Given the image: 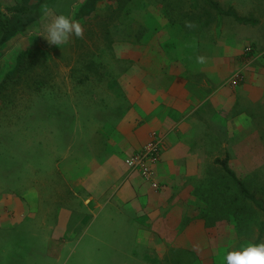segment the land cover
<instances>
[{"label":"rangeland","instance_id":"obj_1","mask_svg":"<svg viewBox=\"0 0 264 264\" xmlns=\"http://www.w3.org/2000/svg\"><path fill=\"white\" fill-rule=\"evenodd\" d=\"M88 1L3 0V8L16 7L7 14L19 13L25 28L0 45V80L20 53L40 48L43 57L0 93V264H226L222 255L256 242L264 211L244 198L214 156H206L200 177L170 186L167 199L156 204L157 215L145 213L144 219L129 210L123 211L126 218H111L110 210L93 217L67 180H85L104 158L110 142L96 123L104 119L96 84L128 66L121 50L143 48L149 21L163 15L173 33L236 32L242 50H255L231 71L242 69L247 80L253 62L264 57V26L251 23L264 12L245 9L256 4L240 0H100L76 19ZM229 9L245 20L219 13ZM59 14L79 22L83 37L49 45L40 33ZM252 110L247 130L232 141L229 165L264 206V107ZM84 213L88 220L80 222ZM198 220L208 233L197 236L202 244L177 247L186 225ZM56 225L65 232L54 231Z\"/></svg>","mask_w":264,"mask_h":264},{"label":"crops","instance_id":"obj_2","mask_svg":"<svg viewBox=\"0 0 264 264\" xmlns=\"http://www.w3.org/2000/svg\"><path fill=\"white\" fill-rule=\"evenodd\" d=\"M241 3L256 4L245 9L264 12V0ZM256 19L251 23L264 26V14ZM148 25L142 49L131 45L121 50L128 66L117 69L110 82L96 84L104 117L96 123L102 124L101 136L110 142L104 158L90 167L85 180H67L70 190L86 198L84 206L93 217L108 210L111 218H126V210L142 219L145 213L157 215L156 204L167 199L170 186L202 175L209 163L206 156H214L215 163L228 158L229 164L234 137L247 130L252 109L264 107V57L253 62L244 83L229 82L232 69L244 65L246 57L243 38L236 32L218 29L208 37L173 33L163 15ZM199 56L205 57V63H198ZM107 114L113 118H105ZM152 133L162 140L158 190L139 172H131L124 160L140 150ZM64 211L60 217L66 228L69 217ZM84 214L80 222L84 217L88 220ZM60 226L54 231L65 232ZM207 234L204 222L198 220L187 224L175 243L182 249H198L202 242L197 236Z\"/></svg>","mask_w":264,"mask_h":264},{"label":"trees","instance_id":"obj_3","mask_svg":"<svg viewBox=\"0 0 264 264\" xmlns=\"http://www.w3.org/2000/svg\"><path fill=\"white\" fill-rule=\"evenodd\" d=\"M100 0H90L85 3V5L79 11V14L75 15L76 19H81L83 16L90 13L91 9L94 7V4ZM89 5L92 8H87ZM16 7H6L3 8V0H0V45L5 43L10 39L14 34L22 31L25 27L22 24V19L19 16V13H16L11 17L8 15V12H16ZM19 12V11H18ZM221 15L233 16L239 20H245L240 17L235 11L229 10H219ZM43 57V51L40 48H34L30 51H24L19 54L17 63L10 68V70L6 71L3 74L2 79L0 80V93L7 89L10 85L17 83L26 72L33 69L35 62L37 59ZM219 163L222 164L225 172L240 190V193L244 196V198L249 199L251 202L256 204L261 210L264 211V206L259 202L258 199L251 193L247 185L236 175L235 171L230 168L228 164V158L223 160L218 159ZM264 233V224L261 227L259 236L256 242H260Z\"/></svg>","mask_w":264,"mask_h":264},{"label":"clouds","instance_id":"obj_4","mask_svg":"<svg viewBox=\"0 0 264 264\" xmlns=\"http://www.w3.org/2000/svg\"><path fill=\"white\" fill-rule=\"evenodd\" d=\"M40 35L47 40L49 45H67L73 36L83 37L82 25L69 15L59 14L45 26V31ZM200 64L205 63V57H197ZM226 264H264V241H248L239 248L228 251L226 256L222 255Z\"/></svg>","mask_w":264,"mask_h":264},{"label":"built area","instance_id":"obj_5","mask_svg":"<svg viewBox=\"0 0 264 264\" xmlns=\"http://www.w3.org/2000/svg\"><path fill=\"white\" fill-rule=\"evenodd\" d=\"M254 52V47L250 45H247L243 49L246 57H251L254 55ZM245 80V72L240 69L231 75L229 82L232 85H238ZM161 152L162 140L156 133H152L150 139L145 142L140 150L128 155L126 158V164L130 171L139 172L151 183L152 188L155 190L160 189L162 186L161 182L157 179V165L161 160Z\"/></svg>","mask_w":264,"mask_h":264}]
</instances>
